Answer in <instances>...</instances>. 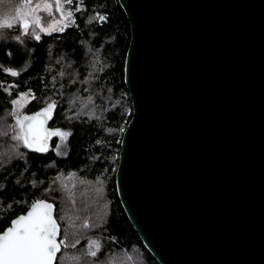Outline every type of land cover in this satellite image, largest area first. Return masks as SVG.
<instances>
[{"label": "water", "instance_id": "1", "mask_svg": "<svg viewBox=\"0 0 264 264\" xmlns=\"http://www.w3.org/2000/svg\"><path fill=\"white\" fill-rule=\"evenodd\" d=\"M117 2L128 222L158 264H264V0Z\"/></svg>", "mask_w": 264, "mask_h": 264}, {"label": "trees", "instance_id": "2", "mask_svg": "<svg viewBox=\"0 0 264 264\" xmlns=\"http://www.w3.org/2000/svg\"><path fill=\"white\" fill-rule=\"evenodd\" d=\"M85 5L87 12L76 13L79 27L70 26L52 35L41 33L40 41L25 36L23 46L15 41L0 42V61L5 65L19 68L26 59L30 61L18 78L0 70V81L19 85L11 95L0 88V204L4 206L0 207V231L31 202L45 199L55 205V216L65 215L58 221V241L65 229L69 240H79L75 248L62 246L56 264H75L73 258H78V264H158L128 222L114 186L117 140L122 133L109 129L126 127L132 111L123 83L129 25L117 0H85ZM93 8L107 14L109 21L86 24ZM6 49L13 53L11 60ZM26 92L30 95L23 105L16 106L22 115L41 111L56 101L48 129L71 131L66 145L60 137L52 136L47 151L36 152L11 140L15 135V118L9 114L11 101ZM57 145L60 154L54 151ZM9 203L11 209L6 208ZM86 218L95 226L82 228ZM93 239L102 245L96 257L86 255Z\"/></svg>", "mask_w": 264, "mask_h": 264}, {"label": "snow or ice", "instance_id": "3", "mask_svg": "<svg viewBox=\"0 0 264 264\" xmlns=\"http://www.w3.org/2000/svg\"><path fill=\"white\" fill-rule=\"evenodd\" d=\"M0 0V42L7 43L15 41L21 46L24 45L23 37L29 36L36 41L41 40V33L52 35L54 31L63 32L70 26L79 27L76 24V13L87 12L89 9L85 5V0ZM55 9V11H53ZM44 15L41 16L40 13ZM94 14L87 17L85 23L93 24L100 23L101 25L109 21V16L101 11L92 9ZM59 25V27H57ZM91 52L92 50L89 49ZM5 55L12 59L13 53L6 49ZM30 61L26 59V64L19 68L12 65H5L0 61V70L5 76L18 78L22 72L27 70V64ZM127 71V69H125ZM0 81V88L11 95V91L18 84L7 83ZM30 93L21 94L19 99L11 101L13 110L9 113L15 118V125L12 126L15 135L11 136V140L22 144L23 147L36 152H46L48 149V140L52 136L61 138V141L66 145V137L71 136V131H61L59 129L51 131L46 127L48 120L52 118L56 101L47 103V107L34 115H22L21 111L16 109L26 96ZM35 99V95H31ZM130 115V110L126 113ZM91 119V116L89 117ZM124 123H127L125 121ZM110 132L124 133L126 128L121 126L118 129H109ZM6 134V133H5ZM101 143V141H97ZM117 143H120L117 140ZM57 154H60V145L54 149ZM65 155L67 152L65 151ZM24 154L21 153L20 156ZM116 159V157H113ZM113 171H116L114 168ZM19 184L20 180L17 179ZM35 186L36 181H32ZM3 186H0V191ZM20 203V202H17ZM71 203L75 205V200ZM0 207H4L0 204ZM7 209L12 208V204L6 205ZM55 205L47 200H35L30 205V211L26 215H20L11 221L2 233H0V264H56L57 254L61 252L62 246L67 249L69 244L75 248L78 239L69 240L67 229L61 237V227L58 221H63L65 215L62 213L59 216L54 215ZM86 218L81 227L84 229L94 227ZM75 236V234H73ZM101 243L93 239L87 247L86 255L96 257L101 250ZM75 264H78V258H73Z\"/></svg>", "mask_w": 264, "mask_h": 264}, {"label": "rangeland", "instance_id": "4", "mask_svg": "<svg viewBox=\"0 0 264 264\" xmlns=\"http://www.w3.org/2000/svg\"><path fill=\"white\" fill-rule=\"evenodd\" d=\"M57 27H59V25ZM25 100H26V97L23 100H21V102H20V104L18 105L17 108H20L23 105V103H24Z\"/></svg>", "mask_w": 264, "mask_h": 264}]
</instances>
